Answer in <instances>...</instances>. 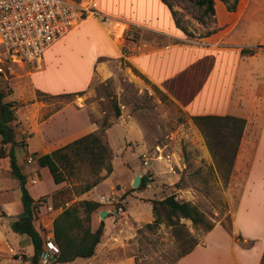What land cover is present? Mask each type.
<instances>
[{
	"label": "rangeland",
	"instance_id": "1",
	"mask_svg": "<svg viewBox=\"0 0 264 264\" xmlns=\"http://www.w3.org/2000/svg\"><path fill=\"white\" fill-rule=\"evenodd\" d=\"M80 1L86 4L92 0ZM103 1L108 6L114 3V0ZM193 1L168 0L179 11L182 23L190 32V35L183 32V40L128 26L124 22H119L117 28L104 24L107 30L113 31L115 41L122 46V53L123 49L129 51L132 41L153 47L171 43L187 45L172 48L167 55H162L161 62L151 64L150 68L158 78L173 76L179 79L181 85L192 83L194 88L199 85L203 94L201 101H209L214 93L223 92V85L230 80L228 66L234 58L230 52L224 51L223 54L221 50L226 47L231 49L244 41L253 43L249 48L254 53L258 52V56L253 59L241 58L239 61L232 86L231 112L243 113L251 119H262L264 95L257 96L255 92L264 73V49L258 51L262 49L261 46L264 47V40L257 43L255 33H264V0H238L234 11H227L223 2L215 0L216 4H221L217 5L218 14L215 9L214 23L202 16ZM92 8L100 12L98 7ZM87 16L94 20L92 17L95 15L89 13ZM212 28H215L212 34L203 36ZM93 34L97 32L93 31ZM101 42L104 44L101 47L106 48L105 40ZM95 44L96 41L89 44L88 52L97 51ZM77 50L83 52L80 48ZM66 53L67 50L51 48L43 53L42 61L38 64L16 62L9 58V52L0 44V66L4 69L0 73V89L9 91L4 100L14 102L15 153L29 171L33 194L48 191L53 185L51 177L39 171L33 156L38 146L50 143L46 135L52 141L57 140L65 134V129L73 130L81 126L83 119L86 123L95 124L92 132L101 129L105 123L108 125L106 138L113 152L112 171L107 173L102 168L98 173L99 182L89 190L80 192L86 183H91L96 177L87 166L80 164L67 181L35 200L34 225L44 241V251L36 264H81L85 259L77 257L72 261L53 262L55 254L46 247V241L53 240L54 215L62 209V205L54 206L61 202L58 200L60 196L52 198L58 189L66 188L67 194L73 197L69 204L80 199L100 203L92 213L91 227L94 229L103 221L101 244L91 259L83 264H175L180 247L171 227L164 222L152 228L145 226L153 221L149 199H160L168 194L191 202L209 220L229 228L231 213L247 172V161L242 160L240 167L235 168L234 158L230 172H227L224 161L217 159L219 163L216 162L202 132L191 118L194 114L182 108L158 86L160 91H155V84L148 78L136 74L134 69H137L127 58L129 52L123 56L117 53L119 58L116 59L98 57L92 81L81 94L50 95L32 88L29 74L40 68L41 64L43 68L34 74L51 86H76L90 78L85 60L80 69L73 72L72 65L65 62ZM159 53L163 54L164 51ZM102 62L105 63V70L100 71L98 66ZM186 63L194 66H188L192 69L188 77L184 73L188 69L185 68ZM114 103L120 109L119 116L115 115ZM85 133H88L86 129L81 130L67 137V140ZM65 139L53 144L51 141L39 153L63 145ZM136 174L144 175L146 181L133 187L132 180ZM13 196L20 200L18 181L10 173L8 158L0 157V199H5L4 203L15 202ZM50 205L52 209H49ZM100 210L107 212L103 219L99 217ZM20 213L21 210L14 213L0 205V264H32L30 238L10 228L11 221ZM180 222L184 223L192 236L202 241L206 234L203 228L192 224L189 219L181 218Z\"/></svg>",
	"mask_w": 264,
	"mask_h": 264
},
{
	"label": "crops",
	"instance_id": "2",
	"mask_svg": "<svg viewBox=\"0 0 264 264\" xmlns=\"http://www.w3.org/2000/svg\"><path fill=\"white\" fill-rule=\"evenodd\" d=\"M218 3L216 4L217 14L219 11L217 7ZM94 4L100 10V12L97 11L98 15L104 16L107 21H111L112 23L122 22V24L124 22L128 26H134L148 32L183 40V32L175 26L170 9L161 0H114L111 6L105 4L103 0H94ZM89 16L81 19L79 23L73 26L62 38L51 44L44 52L46 53L51 48L67 50L65 62L66 64L72 65L73 72L78 71L80 69L79 66H82L85 60L90 78L87 77L82 84L76 86H51L45 79H40L34 74L36 70L43 68L41 64L40 68L31 71L29 74V81L32 88L50 95L84 91L92 81L95 67L98 64V57L116 59L119 58L120 54L121 56L124 55L122 53V46L117 44L115 37H113L114 35H112L113 31L106 29V24H104L99 16H91L94 18L93 21L89 19ZM127 28L123 30L126 31ZM93 31H96L97 34H93ZM255 37L258 38L257 43H259L264 40V33H255ZM102 39L105 40L106 48L101 47L104 45L101 42ZM95 41L97 51L88 52L89 44L95 43ZM131 44L128 47L129 55L127 58L132 65L188 112L194 115L230 114L245 119V127L239 142L234 167L239 168L242 160H245L247 161V172L244 176L236 205L231 213L230 227L226 228L223 224L216 223L210 231L206 232L202 241H199L189 253L180 257L175 264H261L260 260L264 251V117L262 119H251L243 115V113L231 112L232 86L233 80L236 77L239 61L241 58L253 59L258 56V52L253 54H240V49L252 47L254 44L249 41H244V43L235 44L231 49L226 47L221 50L223 54H225L224 51L226 53L230 52L234 58L228 66L230 80L223 85V92L214 93V97L210 98L209 101H201L203 94L200 93L201 88L199 85H196L195 88L192 83H184L181 85L179 79H174L173 76L158 78L150 68L151 64L161 62L162 55H167L168 51L172 48L179 49L187 47V45L171 43L165 46L153 47L144 42L135 41H132ZM74 48L76 49L74 50ZM77 48H80L83 52H80ZM261 48L258 51L264 49L263 46ZM160 51H164V53L160 54ZM198 62L201 63L200 61ZM186 64L185 68L191 66L188 63ZM191 67L194 66L192 65ZM98 68L100 71L105 70V63L102 62L99 64ZM191 71L192 69L188 68L184 73L188 77ZM255 94L257 96L264 95V73L262 82L256 86ZM237 105L240 107L239 101ZM85 129L88 133L92 132L95 130V124L92 122L86 123L83 119L81 126L73 130L65 129V134L57 140L52 141L48 135L45 137L49 139L50 143L52 141V144L66 138L63 140V143L66 144L75 139L73 138L68 141L69 136H74L77 132ZM34 134L36 135L37 133ZM50 143L38 146L33 152H43ZM53 149L45 152H50ZM17 163L27 177L26 186L35 200L40 195H43L49 190H54L58 186V184L53 182L52 187L48 191L33 194L30 189L33 184H29V171L20 163L19 159H17ZM38 168H40L39 171L42 172V175L47 173L51 177L46 167ZM15 198L16 201H10V203H4L3 200L5 199H0L1 207L4 210L6 208L13 210L14 213L20 210L22 211L20 200H17V196ZM6 201L9 202L8 199ZM100 244L101 241L96 245L95 251ZM91 257L85 258L81 264L86 263Z\"/></svg>",
	"mask_w": 264,
	"mask_h": 264
},
{
	"label": "trees",
	"instance_id": "3",
	"mask_svg": "<svg viewBox=\"0 0 264 264\" xmlns=\"http://www.w3.org/2000/svg\"><path fill=\"white\" fill-rule=\"evenodd\" d=\"M161 1L170 9L175 26L186 35H190V32L182 23L179 11L174 9L168 0ZM220 1L225 4L228 11H234L238 3V0ZM193 5L201 10L202 16L207 17L210 20L209 22L214 23L215 0H194ZM214 31L215 28H212L206 31L203 36H208ZM125 53L126 50L123 49V54L125 55ZM253 53L254 50L252 48L240 49V54ZM134 72L146 79L138 70L134 69ZM153 88L155 91H160L155 85H153ZM8 94L9 91L0 89V157L8 158L10 173L18 181L22 205L21 213L15 220L11 221L10 228L12 231L18 234H26L30 238L33 247L30 260L32 264H36L44 251V241L39 230L34 225L35 199L31 196L26 186L27 177L17 163L14 148L16 143L14 129L16 119L15 106L12 100H4V97ZM74 94H81V91L59 95ZM114 111L116 116L120 115V109L116 103H114ZM191 118L202 132L207 148L216 162H218L217 159L224 161L227 172H230L245 127V119L230 114H195ZM107 127L108 125L104 123L98 131L83 134L50 152H33L37 165L46 167L53 182L59 184L67 181L68 177L74 173V170L80 164H84L96 177L91 183H86L80 192L83 193L89 190L99 182L98 173L102 168L106 169L107 173L112 171L111 160L113 152L106 138ZM8 144L10 146L7 148ZM145 181L146 177L142 175L140 184ZM57 195L60 196L58 200L61 202L55 203L54 206L62 205V209L52 220V235L57 247L53 262H67L77 257H91L95 253L96 245L100 242L103 234V221H100L94 229L91 227L92 213L100 206V203L92 199H80L64 205L65 202L70 201L73 197L67 194L66 188L56 190L52 198L54 199ZM149 201L153 221L147 222L145 226L152 228L162 222L170 226L180 247L178 259L189 253L199 243L186 230L184 223L180 222L181 218L189 219L192 224L200 226L206 232L210 231L215 225L196 205L189 201L178 200L174 194H168L160 199H149ZM260 263L264 264V251Z\"/></svg>",
	"mask_w": 264,
	"mask_h": 264
},
{
	"label": "built area",
	"instance_id": "4",
	"mask_svg": "<svg viewBox=\"0 0 264 264\" xmlns=\"http://www.w3.org/2000/svg\"><path fill=\"white\" fill-rule=\"evenodd\" d=\"M81 3L80 0H0V44L5 46L11 60L38 64L44 51L81 19L89 13L100 16L92 8L93 1L87 5ZM100 19L114 28L119 23H111L104 16ZM3 72L0 66V73ZM46 247L57 253L54 240H47Z\"/></svg>",
	"mask_w": 264,
	"mask_h": 264
},
{
	"label": "water",
	"instance_id": "5",
	"mask_svg": "<svg viewBox=\"0 0 264 264\" xmlns=\"http://www.w3.org/2000/svg\"><path fill=\"white\" fill-rule=\"evenodd\" d=\"M140 178H141V176L139 175V174H136L135 176H134V178H133V180H132V186L133 187H137L138 185H139V183H140ZM106 211L105 210H100L99 211V217L101 218V219H103L104 217H105V215H106Z\"/></svg>",
	"mask_w": 264,
	"mask_h": 264
},
{
	"label": "bare ground",
	"instance_id": "6",
	"mask_svg": "<svg viewBox=\"0 0 264 264\" xmlns=\"http://www.w3.org/2000/svg\"><path fill=\"white\" fill-rule=\"evenodd\" d=\"M84 2H85V1H82V3H81V4H82V5H87V4H88V3L84 4ZM13 61H16V62H18V60H13Z\"/></svg>",
	"mask_w": 264,
	"mask_h": 264
}]
</instances>
